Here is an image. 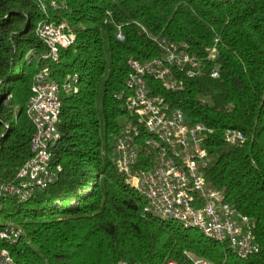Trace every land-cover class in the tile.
Listing matches in <instances>:
<instances>
[{
    "label": "trees",
    "instance_id": "trees-1",
    "mask_svg": "<svg viewBox=\"0 0 264 264\" xmlns=\"http://www.w3.org/2000/svg\"><path fill=\"white\" fill-rule=\"evenodd\" d=\"M41 22L66 23L76 36L56 61L45 58ZM162 40L186 45L200 71L177 73L184 87L176 91L154 77L149 83L191 124L213 129L206 179L250 217L260 244L253 255L146 212L144 196L118 170L114 139L129 116L130 60L162 57ZM46 67L59 83L75 76L78 88L61 93L59 135L50 143L58 176L27 200L0 197V216L16 221L0 224V234L21 230L16 242L0 236V248L25 264H192L188 253L216 264H264V0H0V182L32 157L26 108L33 78ZM228 128L248 140L230 146Z\"/></svg>",
    "mask_w": 264,
    "mask_h": 264
},
{
    "label": "built area",
    "instance_id": "built-area-1",
    "mask_svg": "<svg viewBox=\"0 0 264 264\" xmlns=\"http://www.w3.org/2000/svg\"><path fill=\"white\" fill-rule=\"evenodd\" d=\"M37 33L49 48L45 58L55 61L59 59L60 49L69 47L76 38L66 23L41 22ZM117 36L124 39L120 28ZM160 45L165 49L162 57L145 63L130 60V93L126 97L129 116L114 139L118 170L144 196L146 212L227 242L240 257L253 255L260 251V244L250 217L227 199L224 189L209 185L206 179L205 168L212 161L206 141L213 129L202 123L191 124L185 111L171 108L163 96L154 93L149 83L150 77H154L166 90L182 89L184 82L177 73L190 66L187 74L192 76L200 71L199 62L186 45H168L166 40ZM218 75L217 70L212 71V76ZM75 79L68 74L63 83H59L49 67L34 76L26 108L35 126L32 157L18 170L2 176L0 197L27 200L35 189L45 188L57 179V170L51 166L50 143L59 135L61 93L78 92ZM224 139L235 146L245 143L248 136L240 129L228 128ZM2 205L0 202V208ZM20 234L21 230L5 228L0 236L16 242ZM190 258L192 264H216L206 257ZM0 264L25 263L18 262L8 248H0ZM164 264L181 263L170 259Z\"/></svg>",
    "mask_w": 264,
    "mask_h": 264
},
{
    "label": "rangeland",
    "instance_id": "rangeland-1",
    "mask_svg": "<svg viewBox=\"0 0 264 264\" xmlns=\"http://www.w3.org/2000/svg\"><path fill=\"white\" fill-rule=\"evenodd\" d=\"M16 222V221H15ZM15 222L12 223V220L4 217V216H0V224H8V225H11V224H16ZM188 255L190 257H194L193 255H191L190 253H188Z\"/></svg>",
    "mask_w": 264,
    "mask_h": 264
}]
</instances>
